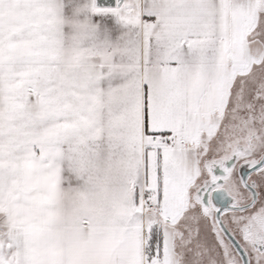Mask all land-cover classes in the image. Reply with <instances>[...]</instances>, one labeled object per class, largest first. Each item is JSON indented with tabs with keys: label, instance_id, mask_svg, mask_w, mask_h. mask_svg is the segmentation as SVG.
I'll use <instances>...</instances> for the list:
<instances>
[{
	"label": "snow or ice",
	"instance_id": "snow-or-ice-1",
	"mask_svg": "<svg viewBox=\"0 0 264 264\" xmlns=\"http://www.w3.org/2000/svg\"><path fill=\"white\" fill-rule=\"evenodd\" d=\"M0 264H264V0H0Z\"/></svg>",
	"mask_w": 264,
	"mask_h": 264
}]
</instances>
